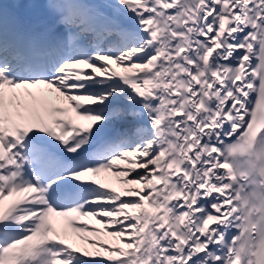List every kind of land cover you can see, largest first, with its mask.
Wrapping results in <instances>:
<instances>
[{
	"label": "snow or ice",
	"instance_id": "snow-or-ice-1",
	"mask_svg": "<svg viewBox=\"0 0 264 264\" xmlns=\"http://www.w3.org/2000/svg\"><path fill=\"white\" fill-rule=\"evenodd\" d=\"M0 264H264V0H0Z\"/></svg>",
	"mask_w": 264,
	"mask_h": 264
}]
</instances>
